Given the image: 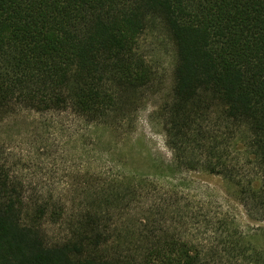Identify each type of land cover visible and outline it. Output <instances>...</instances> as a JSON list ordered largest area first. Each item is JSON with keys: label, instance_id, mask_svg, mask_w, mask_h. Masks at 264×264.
<instances>
[{"label": "trees", "instance_id": "trees-1", "mask_svg": "<svg viewBox=\"0 0 264 264\" xmlns=\"http://www.w3.org/2000/svg\"><path fill=\"white\" fill-rule=\"evenodd\" d=\"M158 41L173 71L150 120L172 158L117 161L160 91ZM61 115L78 123L72 183H35L3 129L36 117L48 141ZM188 174L264 222V0H0V264H264L258 234L162 193Z\"/></svg>", "mask_w": 264, "mask_h": 264}, {"label": "rangeland", "instance_id": "rangeland-1", "mask_svg": "<svg viewBox=\"0 0 264 264\" xmlns=\"http://www.w3.org/2000/svg\"><path fill=\"white\" fill-rule=\"evenodd\" d=\"M158 44L160 45L153 51V54H155L160 66L159 73L162 77L160 91L154 96L150 93L147 95L142 109L151 106L152 110L143 120L144 113L138 112L136 132L132 136V141L114 152L113 158L115 160L119 159H116L117 156L122 155L121 158L124 159L126 155L130 156V154L141 155L148 160L154 157L162 162H168L172 158V154L165 144L164 133L158 125H153L150 120L151 115L157 110L170 90L173 71L170 42L165 41L162 45V41H158ZM35 120L36 117H31L28 121H17L10 131L7 132L6 129H3L4 134L1 137L6 138L7 136L8 139H12V147L15 152L27 160L25 165H28L29 178H32L35 183L43 185L72 183V180H69V177L65 175L66 169L74 165L75 147L79 144V138L74 131L78 128V123L66 115L53 117L54 123L52 125L58 128L59 135H52L48 141L37 143L36 130L40 133L42 129L39 130L40 127L37 123H32ZM90 136L92 139L97 138L101 142L102 149L99 148L101 151L109 149L110 141L115 140V137H112V134L104 129L91 132ZM89 150H91V146L86 148L87 152ZM91 157L92 153L88 157L92 161ZM99 157L101 160H96L95 165L111 168L112 163L109 154ZM90 160H88V163ZM188 177L191 182L187 186L178 185L175 189H165L162 193L177 191L179 196L186 204H190L193 210L198 209L199 212L209 214L210 217L225 215L230 219H234L241 231L258 234L259 241L261 239V243L264 244V222L257 220L255 214L251 216L246 212L243 205L237 200L233 188L226 181L221 177L207 174H188ZM201 235L200 237L204 238L205 235Z\"/></svg>", "mask_w": 264, "mask_h": 264}, {"label": "clouds", "instance_id": "clouds-1", "mask_svg": "<svg viewBox=\"0 0 264 264\" xmlns=\"http://www.w3.org/2000/svg\"><path fill=\"white\" fill-rule=\"evenodd\" d=\"M151 106H146L144 109H141L140 111L144 113V117H142V120L146 118V116L151 112Z\"/></svg>", "mask_w": 264, "mask_h": 264}]
</instances>
